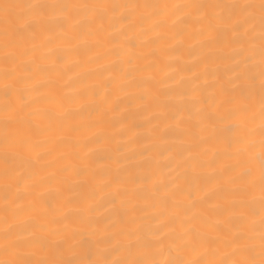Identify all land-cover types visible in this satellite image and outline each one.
<instances>
[{"label": "snow or ice", "instance_id": "obj_1", "mask_svg": "<svg viewBox=\"0 0 264 264\" xmlns=\"http://www.w3.org/2000/svg\"><path fill=\"white\" fill-rule=\"evenodd\" d=\"M145 23L155 35L148 43L183 39L194 23L202 47L235 46L229 57L235 61L230 86L209 81L205 63L194 77L197 83L180 93L187 113L178 122L183 134L196 148L223 143L224 150L207 159L201 158L207 156L203 151L190 155L177 165L185 168L182 174L160 182L165 191L147 204L157 210L151 217L159 221L156 228L138 225L133 215L120 217L126 227L113 230L112 217L120 208L133 198L149 199L127 187L136 177L93 170L86 163L64 164L40 175L53 166L47 157L54 132L68 133L56 139L76 149L61 153V159L85 160L79 134L103 125L110 109H93L96 119L85 123L78 119L84 109L79 93L54 87L41 91L45 83L37 77L64 60L63 41H76L67 49L76 55L82 47L108 43L106 52L116 57L113 65L127 66L125 77L148 72L153 65L138 63L143 56L123 54L125 45L137 46L129 33L139 35ZM107 102L105 94L101 103ZM94 103L90 100L89 107ZM221 157L230 163L217 168ZM205 169L211 171L205 175ZM153 175L142 179L147 183ZM97 176L104 178L97 182ZM0 177L5 181L0 264H264V0H0ZM213 181L214 187L194 197L202 182ZM44 184L50 186L47 197L38 191ZM153 188L159 192L155 183ZM54 200L63 211L52 206ZM105 204L111 207L97 215ZM169 209L174 211L166 215ZM9 215L19 219L9 223ZM80 253L97 258L84 259Z\"/></svg>", "mask_w": 264, "mask_h": 264}, {"label": "bare ground", "instance_id": "obj_2", "mask_svg": "<svg viewBox=\"0 0 264 264\" xmlns=\"http://www.w3.org/2000/svg\"><path fill=\"white\" fill-rule=\"evenodd\" d=\"M132 2L144 3L145 0H132ZM120 25L117 24L118 28ZM198 25L192 23L187 27L186 35L183 39L177 38L165 39L156 43H148L155 39L153 32L148 31V24L142 25L139 35L129 33L133 36V42L137 45L135 48H129L125 45L124 55H140L144 59L138 61L140 64H152L150 71L144 73H131L128 77L124 76L126 65L116 64V59L111 52L106 49L111 45L105 43L103 47H91L81 49L79 55L72 54L67 49L76 43V41H63L62 53L64 60L56 66V69L50 72L40 74L37 79L45 83L41 91H48L55 88L57 91L73 95L80 94L79 103L84 105L83 111L78 119L88 123L96 119V111L100 107L110 109L107 111L105 123L95 127H85L79 134L80 153L88 154L85 160L78 161L75 159H61V153L73 152L72 143L60 141L56 138L67 136L66 132H54L53 139L55 143L48 145L52 149L47 160L53 162L52 168H45L40 175L55 171L61 165L69 164L78 166L86 163L91 169L97 171H107L112 175L122 177H136L135 183H129L127 187L130 191L142 190V194L148 197V200L137 201L133 198L130 203L119 209V216H113L115 228L117 230L126 225L120 223V217L127 219L135 216L136 223L142 227L151 226L156 228L159 221L151 217L157 214V210L147 206L152 199L160 196L165 188L160 184L161 181H172L174 177L185 171L182 164L183 160L190 155H197L206 152L207 156L203 159L211 158L217 152H223V143L203 144L199 148L193 146L192 140L183 134V125L178 123L187 113L182 110L180 102V93L185 89H190L197 81L195 76L200 75L205 63L208 64L209 81H215L217 86L220 84L228 85V81L233 78L232 71L235 61L230 59L231 49L234 45H217L213 50L202 47L200 37L196 36L195 30ZM124 37H120L123 42ZM255 44L258 46L259 41ZM143 45V46H141ZM100 58L96 59L97 54ZM40 52H37V57ZM207 58V60H206ZM258 59V57H257ZM38 62L53 64L52 59ZM244 65L241 64V70ZM151 77L149 83H141L142 78ZM135 80V83L129 81ZM204 77H200L199 83L203 84ZM184 81V83H178ZM207 91H211L208 89ZM94 93L96 95H94ZM107 94V104L101 103V98ZM144 95L145 99L140 100L138 97ZM95 101L89 107V101ZM72 107H76L73 105ZM168 113H174L171 118ZM257 125L259 121L255 122ZM207 134V133H205ZM111 137L105 140L104 137ZM99 137V141L95 140ZM258 140V136L255 137ZM95 154V155H93ZM230 163L226 157L217 159L216 167ZM190 171V170H189ZM211 169H205L207 175ZM154 173L152 180L145 183L143 176ZM104 177L97 176L99 182ZM153 183L159 188V192L153 188ZM5 181L0 177V217L4 213L2 208L5 204ZM185 188L187 185H184ZM215 186L212 184L201 183L202 190L194 191V197L199 198L207 188ZM173 185L168 184V189ZM38 191L47 197L50 186L41 185ZM13 192L9 194L11 199ZM98 197L103 193L98 192ZM178 199L181 198L179 195ZM119 199L117 203H119ZM17 201V203H25ZM215 202V201H213ZM135 205L133 212L132 206ZM54 208L60 209L58 201H52ZM111 205L105 204L100 208L97 215L105 213V209ZM63 211V209H60ZM173 209H169L167 214H171ZM17 217L9 215L8 222H15ZM175 227L180 228L179 221ZM258 243V241H257ZM84 259H96V256L88 257L80 253ZM111 258V257H110Z\"/></svg>", "mask_w": 264, "mask_h": 264}]
</instances>
